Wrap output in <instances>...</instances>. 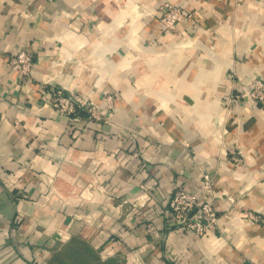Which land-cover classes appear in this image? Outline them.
Here are the masks:
<instances>
[{
	"label": "crops",
	"instance_id": "obj_1",
	"mask_svg": "<svg viewBox=\"0 0 264 264\" xmlns=\"http://www.w3.org/2000/svg\"><path fill=\"white\" fill-rule=\"evenodd\" d=\"M167 2L191 13L173 32ZM257 79L264 0H0V264H264V108L228 104ZM54 87L114 109L62 115ZM204 172L217 227L171 231Z\"/></svg>",
	"mask_w": 264,
	"mask_h": 264
},
{
	"label": "built area",
	"instance_id": "obj_2",
	"mask_svg": "<svg viewBox=\"0 0 264 264\" xmlns=\"http://www.w3.org/2000/svg\"><path fill=\"white\" fill-rule=\"evenodd\" d=\"M188 18H191V13L182 9L181 6L169 2L163 4L160 15V24L163 30L173 32L180 22ZM32 63L31 51L29 48H24L10 58L8 65L20 78L27 80L31 73ZM49 91L52 97L51 106L65 116L84 112L90 120L100 121L107 114L110 115L114 109L113 96L111 95L103 97L104 106L101 108L75 92H65L63 89L56 87L50 88ZM241 97H247L264 108V80L257 79L251 84L250 89L235 94L232 93L229 95L228 104ZM201 180L203 186L201 194H193L185 189H177L169 199L164 215L171 231L184 229L191 231L197 238H201L217 227L219 214L214 205V180L206 172L202 173ZM21 196L25 198V195L21 194ZM249 218L256 219L252 214H249Z\"/></svg>",
	"mask_w": 264,
	"mask_h": 264
},
{
	"label": "rangeland",
	"instance_id": "obj_3",
	"mask_svg": "<svg viewBox=\"0 0 264 264\" xmlns=\"http://www.w3.org/2000/svg\"><path fill=\"white\" fill-rule=\"evenodd\" d=\"M44 260H45V257L43 256V257H41V260L39 261V259L38 258H31L30 259V263L31 264H44ZM54 261H57L56 259H54Z\"/></svg>",
	"mask_w": 264,
	"mask_h": 264
}]
</instances>
